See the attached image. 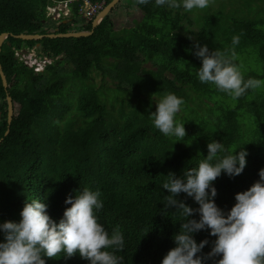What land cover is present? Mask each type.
Wrapping results in <instances>:
<instances>
[{
  "label": "trees",
  "instance_id": "trees-1",
  "mask_svg": "<svg viewBox=\"0 0 264 264\" xmlns=\"http://www.w3.org/2000/svg\"><path fill=\"white\" fill-rule=\"evenodd\" d=\"M84 1L96 0H0V34L9 35L0 51L8 84L5 90L0 79V222L19 221L24 203L33 198L44 199L52 216L70 207L64 203L68 195L99 190L103 207L97 216L110 234L117 227L123 234L125 247L115 251L123 264H161L184 219L179 210H163L168 192L162 184L169 172L179 176L196 167L211 139L228 152L243 146L248 152L243 172L232 178L222 173L213 182L215 202L227 212L235 194L247 190L264 168V0H220L216 7L191 11L133 0L142 19L119 33L110 18L113 7L87 37L11 36L90 31L91 21L85 23L79 13ZM104 1L105 7L111 0ZM61 2L69 15L55 21L47 8ZM233 36H239L235 46ZM196 41L210 50L233 49L244 78L259 79L262 86L233 99L201 83ZM34 48L38 57L52 59L40 72L15 56ZM94 75L114 85L96 88ZM69 80L86 83L69 91ZM168 93L184 100L176 117L185 123L180 142L160 133L148 115ZM6 94L18 106L9 127ZM177 198L198 207L184 193ZM194 239L208 240L198 253L206 255L216 237L201 230ZM43 258L46 264H88L78 253Z\"/></svg>",
  "mask_w": 264,
  "mask_h": 264
},
{
  "label": "clouds",
  "instance_id": "clouds-1",
  "mask_svg": "<svg viewBox=\"0 0 264 264\" xmlns=\"http://www.w3.org/2000/svg\"><path fill=\"white\" fill-rule=\"evenodd\" d=\"M148 2L136 0L138 4ZM155 3L191 11L208 7L210 0H155ZM231 43L237 45L239 36H233ZM194 48L195 56L201 60V66L195 68L201 83L215 85L217 90L233 99L262 86L259 79L244 78L233 49L210 50L208 45L198 41ZM21 52L28 54L27 50H19L15 56L19 58L16 53ZM44 59L52 62V59L43 57L40 62H33L30 68L34 70L36 65L44 68L50 64L42 65ZM183 103L182 97L168 93L155 102V111L148 114L160 133L176 137L177 142L186 137L185 123L176 119ZM247 156L243 146L228 152L222 142L211 139L207 144V155L196 167L184 170L179 176L173 172L167 174L168 179L162 184L168 192L163 210H179L184 219L172 237L175 246L166 252L161 264H205L207 259L217 256L220 258L214 260V264H264V168L258 171L259 179L247 190L235 194V203L227 212L215 202L217 189L213 182L222 173L229 178L240 175L246 167ZM181 193L191 197L198 207L193 208L178 199ZM99 197V190L84 188L74 196L68 195L64 203L70 207L64 212L54 211L52 216L48 214L44 199L26 201L19 221L0 222L3 236L0 264H46L43 257L70 258L77 253L88 264H123V257L117 256L115 251L124 249V236L118 227L110 234L99 222L97 212L103 207ZM194 214L199 218H192ZM201 230H208L209 235L216 237L206 255L198 253L209 243L208 240L197 243L194 239V234Z\"/></svg>",
  "mask_w": 264,
  "mask_h": 264
},
{
  "label": "rangeland",
  "instance_id": "rangeland-1",
  "mask_svg": "<svg viewBox=\"0 0 264 264\" xmlns=\"http://www.w3.org/2000/svg\"><path fill=\"white\" fill-rule=\"evenodd\" d=\"M219 1L220 0H217V2H215L214 0H210L209 6L216 7ZM220 2H223V1H220ZM59 10L65 11L66 9L62 7ZM68 15H69V13L66 15H63V16H68ZM110 18L113 22L114 32L119 33V32H121L122 29L135 26V24L142 19V14L137 9L133 0H121L120 3L118 5H116L114 10L111 12ZM53 23H54V21H53ZM51 24H52V22L48 19L46 25L48 26ZM55 25H56V22H55ZM48 27H50V26H48ZM114 35L116 36V34H114ZM35 50H36L35 48L31 49V50H27L28 60H27V58L23 59V58H17V57H16V59L19 62H23L24 60H27L28 64H32L33 62H40L39 59H41V58L38 57ZM244 61L248 62L247 57L244 59ZM145 66L151 67V64L147 63ZM66 68H68V67H66ZM66 70H68V69H66ZM92 81L95 84L96 88H98L102 85H108L109 86L112 83L108 78L102 79L100 76H95V75L93 76ZM85 83H86L85 80H75V81L69 80L66 84V89L69 91H72V90H74L75 87H78V86L80 87L82 85H85ZM73 96H74V94H70L68 97H69V99H72ZM17 109H18V106L15 105L14 115L16 114Z\"/></svg>",
  "mask_w": 264,
  "mask_h": 264
},
{
  "label": "water",
  "instance_id": "water-1",
  "mask_svg": "<svg viewBox=\"0 0 264 264\" xmlns=\"http://www.w3.org/2000/svg\"><path fill=\"white\" fill-rule=\"evenodd\" d=\"M120 0H111L102 10H100L96 16L92 19L91 21V27L92 30L90 31H71V32H67V33H51V34H18V35H11L13 36L15 39H20L22 41H37L40 40L44 37L47 38H79V37H87L89 35L92 34V31L95 27H97L99 25V23L108 15V13L112 10L113 7H115L117 4H119ZM65 8L67 10L66 6H63V3H59L58 4V8ZM9 35L7 33H2L0 34V51H1V46L3 44V42L5 41V39L8 37ZM0 79H1V83L2 86L5 90H7L8 88V84L6 81V78L2 72V68L0 65ZM5 102H6V106H7V123H8V127L11 123L12 120V116H13V112L15 110V103L12 102L11 97L6 94L5 97ZM8 133V130H6L5 135Z\"/></svg>",
  "mask_w": 264,
  "mask_h": 264
},
{
  "label": "built area",
  "instance_id": "built-area-1",
  "mask_svg": "<svg viewBox=\"0 0 264 264\" xmlns=\"http://www.w3.org/2000/svg\"><path fill=\"white\" fill-rule=\"evenodd\" d=\"M104 0H96L95 2L91 3L89 1H84L83 6L81 7L79 13L81 15V18H83V20L86 22L91 21L96 14L102 10V8L104 7ZM63 6H67L66 2L63 3ZM68 14V11H62L59 10L58 6L55 8H48V16H51L53 19H59L61 17V15H66ZM17 56H19V58H27L28 60V56L26 54H24L23 52L21 53H16ZM27 60H24L23 63L26 64L27 66L31 67L33 66L32 64H28ZM46 63H50V60L44 59L42 61V65H45ZM42 66L36 65L34 67V71L38 72L42 70Z\"/></svg>",
  "mask_w": 264,
  "mask_h": 264
}]
</instances>
